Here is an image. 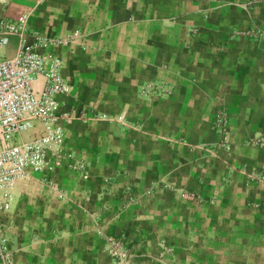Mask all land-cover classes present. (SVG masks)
<instances>
[{"label": "crops", "instance_id": "0c3cea01", "mask_svg": "<svg viewBox=\"0 0 264 264\" xmlns=\"http://www.w3.org/2000/svg\"><path fill=\"white\" fill-rule=\"evenodd\" d=\"M4 17L72 36L50 48L70 84L61 109L100 115L64 125L87 177L62 166L15 183L13 264H117L102 234L123 235L130 264H264V181L249 178L264 175L249 144L264 135V42L239 34L264 31V0H0ZM218 106L229 151L210 130Z\"/></svg>", "mask_w": 264, "mask_h": 264}, {"label": "built area", "instance_id": "2783aa9c", "mask_svg": "<svg viewBox=\"0 0 264 264\" xmlns=\"http://www.w3.org/2000/svg\"><path fill=\"white\" fill-rule=\"evenodd\" d=\"M261 0H250L258 2ZM192 33L197 32L194 28ZM264 42V31L253 25L251 29L239 33ZM11 37L17 38V51L12 57L0 56V259L1 264H13V255L7 243V226L2 215L9 212L14 200L13 188L20 179L31 173H53L65 166L70 170H81L87 177L84 163L78 162L71 154L64 152L62 143L64 125L76 117L87 119L100 117L75 103L64 111L59 95L70 91V84L62 73L63 60L50 48L57 44L68 45L72 36L52 39L38 30L27 28L24 18L0 19V53ZM168 91L156 85L147 89ZM145 91V89H144ZM230 115L224 106H218L211 122V131L217 134L220 146L229 151ZM113 121L126 125L123 116ZM31 132L26 138L24 133ZM264 145V137L253 140L252 145ZM252 181H264L259 171H251ZM127 194H130L129 189ZM188 199H196L194 193H182ZM103 251L117 264H130L131 254L123 235L102 234Z\"/></svg>", "mask_w": 264, "mask_h": 264}, {"label": "rangeland", "instance_id": "374dc122", "mask_svg": "<svg viewBox=\"0 0 264 264\" xmlns=\"http://www.w3.org/2000/svg\"><path fill=\"white\" fill-rule=\"evenodd\" d=\"M210 130H211V128H210ZM212 133H213V132H212ZM30 134H31V132L24 133V134H23V137L26 138V137L29 136ZM214 134H215V133H214ZM216 135H217V134H216ZM260 137H264V135H263V136H260ZM260 137H257V138H260ZM257 138H255V139H257ZM255 139H254V140H255ZM252 142H253V140L250 141L249 144L252 145ZM253 146H254V147H257V148H264V145H263V146H260V145H254V144H253ZM184 193H186V192H184ZM193 193H194V192H193ZM184 198H185V197H184ZM186 199H188V198H186ZM196 199H200V197H197ZM190 200H191V199H190Z\"/></svg>", "mask_w": 264, "mask_h": 264}]
</instances>
